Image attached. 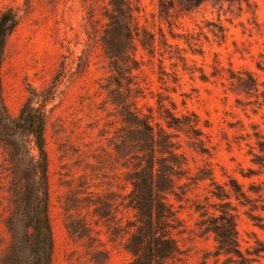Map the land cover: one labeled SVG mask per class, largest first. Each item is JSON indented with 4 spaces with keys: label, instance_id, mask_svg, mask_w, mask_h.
<instances>
[{
    "label": "rangeland",
    "instance_id": "374dc122",
    "mask_svg": "<svg viewBox=\"0 0 264 264\" xmlns=\"http://www.w3.org/2000/svg\"><path fill=\"white\" fill-rule=\"evenodd\" d=\"M24 1L0 0V9L23 6ZM26 1L27 14L4 49L0 66L2 99L14 118L28 92H44L52 85L57 70H61L62 80L46 106L52 264H91L90 256L98 250L107 251L106 264H128L130 256L122 248L124 237L115 235V228L122 226L129 215L122 208L127 191L124 170L112 145L119 123L114 118V107L99 89L110 76L98 42L105 1ZM249 1L250 10H243L231 22L226 21V6L205 3L190 14L177 13L169 27L158 18L157 0H138L136 22L154 33L157 41L161 28L167 47L158 44L150 57L136 44L134 53L141 63L137 82L144 97L138 99L137 106L145 113L144 105L154 111L158 96L167 95L176 105L178 116L194 114L201 123L206 122L208 127H200L208 155L194 152L180 136L191 172L208 164L218 184L226 182L225 175L232 176L245 191L249 182L257 183V179L242 178L238 172L255 168L248 148L254 143L253 132L264 137V105L258 107L254 97L231 92L228 77L248 71L259 91H264V0ZM219 24L224 28L223 41L210 33ZM168 32L176 37L171 38ZM207 192V183H200L186 198L192 200L196 195L203 201L209 196ZM169 200L182 221L177 238L185 264H201L204 257V264H227L224 258L217 260L209 255L214 246L212 236L198 237L199 216L191 203ZM232 204L238 213L236 230L241 251L248 250L255 240L264 244V230L248 217V207L233 199ZM6 205L0 183V251L5 242ZM99 207L97 214L103 217L94 215V208ZM252 213L264 216V212ZM252 264H264V254Z\"/></svg>",
    "mask_w": 264,
    "mask_h": 264
},
{
    "label": "trees",
    "instance_id": "16d2710c",
    "mask_svg": "<svg viewBox=\"0 0 264 264\" xmlns=\"http://www.w3.org/2000/svg\"><path fill=\"white\" fill-rule=\"evenodd\" d=\"M104 1L101 10L104 24L98 42L110 76L99 89L114 107V118L119 123L112 145L124 170L123 185L127 191L122 198V208L129 215L120 228H115V235L124 237L122 248L130 256L128 264H185L177 238L182 221L169 198L175 203L182 200L191 203L193 212L199 216L198 237L212 236L214 246L209 255L217 260L222 257L227 264H252L256 257L264 254V244L255 240L248 250L241 251L236 230L238 213L232 199L248 207V217L264 230L261 223L264 216L252 213L264 212L263 135L254 128V143L248 148L250 163L255 168L239 169L238 172L242 178L257 179V183L249 182L246 191L234 177L225 174L226 182L218 184L208 164L195 168L192 173L180 136L187 140L186 144L194 152L208 155L201 129L208 124L201 123L194 114L178 116L176 105L167 95L158 96L154 111L144 105L145 113L137 106L138 99L144 97L137 82L141 63L134 56L136 44L153 57L158 44L167 47L164 33L159 28L157 41L154 33L138 25L135 17L138 0ZM205 3L226 6L227 22L251 7L249 0H157L158 18L171 27L177 13L190 14ZM27 9L26 0L23 6L0 9V66L6 43L27 14ZM214 27L215 30H210L211 35L223 41V26ZM168 33L171 38L176 37ZM256 67L260 69L259 65ZM60 71L57 70L52 85L44 92H28L14 118L10 117L3 103L0 77V183H3L7 204L0 264H52L54 244L49 219V160L45 128L46 106L62 80ZM200 77L205 79L203 74ZM228 80L231 81V92L246 98L254 97L258 107L264 105V91H259L250 72L230 74ZM200 183H207L208 198L203 201L196 199V195L192 200L186 198L187 193H192ZM94 209V215L103 217L97 214L100 207ZM107 260L106 250L92 252L89 259L91 264H106Z\"/></svg>",
    "mask_w": 264,
    "mask_h": 264
}]
</instances>
